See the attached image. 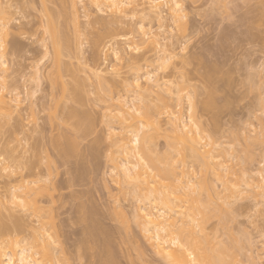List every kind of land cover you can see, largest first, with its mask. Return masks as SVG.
Returning a JSON list of instances; mask_svg holds the SVG:
<instances>
[{
  "label": "rangeland",
  "instance_id": "obj_1",
  "mask_svg": "<svg viewBox=\"0 0 264 264\" xmlns=\"http://www.w3.org/2000/svg\"><path fill=\"white\" fill-rule=\"evenodd\" d=\"M7 1L0 0V4H3L4 2L2 7H4L5 9L10 7L5 10V15L7 14L5 17H7L8 19L7 27H9L4 30V33L0 31L2 35L6 34L2 39L3 45H5V53H7V49L8 51L10 50L6 54H9L6 57V61H8L6 65L8 64V66H5V68L7 67L6 69L4 68L5 70L8 69L7 73L6 71L4 72V74L1 73L2 77H5L4 80L1 79L2 77L0 78V87L3 83V88L5 85V88L7 89H3L2 93L1 91L0 93L3 96L5 95L4 98H6L5 100H8L7 103H9L7 108L0 107L2 109H0V188L2 193L7 195V200L5 201L3 206L0 207V223L2 224V226L0 224V230L1 228H6L7 226V231L5 230L6 232H3L4 229L0 231V240L1 243L3 242V248L8 250L13 246V244L15 243L14 241H24L23 243H26L33 252H40V255L37 254V259L41 260L42 258V262H44L43 258L48 262V256H51L52 260L54 259V262L50 260V263L48 262L49 264H99V256H102L100 255L102 254V249L100 248L102 247V240H105L104 242L106 243L107 241L108 246L112 245L110 246V250H112L110 252H112V257H115H113V260L111 261L112 264H167L160 255L158 256V254L155 253L151 242L145 241L147 240V238H145L143 236V233L141 232V229L139 227L140 222L139 220L134 218V209L136 208L135 206L138 205V202L132 192V186L127 184L121 185L119 183L121 181H119L118 183L116 182L117 184L114 182L118 181V179L115 176L116 171L114 173V171L112 170L113 166H111L112 162L110 158L111 155L113 156V151H116V146L114 147L115 140H112V138L114 137L112 136L111 138V136L109 135V127L113 124V128L115 130L116 128H118V125L117 127L115 126L117 122L115 121L116 119L113 116L115 115V113L117 114L116 111H118L116 108L118 104L116 99L119 95V97H121L122 94V99H129V105H131L130 100H132V96L135 98H133L134 100L137 99V101H132V106L128 105V107L133 108V104L136 102L134 104L135 109L138 108V111L141 109L140 113L141 111H145L146 107L151 110V121L154 124L149 123L142 131V133H146L149 136L152 143V145L150 144L149 155L155 158L158 156L157 159H159L160 157L161 160L164 158L169 159V162L176 165V171L178 173L179 179H181L183 182H187L188 180L192 181L190 183V189L194 188L193 192L196 191V193H198L194 194V196L192 189H186L189 192L191 191V195L189 196V193H187L186 191L187 196L185 197V192L183 193L184 196L182 197L185 198V200L187 199L185 203H189L191 202V200H193H188L189 198H194L200 195L201 199L203 197L201 202H203L204 198H207L204 200L205 203L206 200L208 201L207 204H205L204 202L200 204L203 205V210L205 208V213H212V211L215 210L217 214V210L219 209H217L216 207H219L220 205H222V203L223 207L227 210L230 211L231 209L229 207L232 208V210L230 211L231 213L224 216L225 219L224 217H222V220L225 222L221 220L219 216L221 215L220 213H218V219L215 218V216L217 215L214 214L215 216L213 215V218L212 216L210 218L208 217L209 220L206 219V223L204 222L203 228L205 226L207 228L205 227L206 229L204 231L205 233L203 232V235H209L207 237L208 239L212 238V241L205 238L206 236L203 238L204 241L207 239L205 242L209 241L207 243L213 245L211 247L208 244V246L214 248L216 254L221 253L222 256H226L228 264H242V262L244 264H264V193L262 192L263 190L256 189L253 187V185L252 190L255 191L249 189L251 185L249 184L250 187L246 186L248 183L244 182L248 179V174L247 177H245L246 175L244 176L245 178L243 177V175L245 174L244 171H246L245 169H247L246 173H248V171L250 172L249 175L252 174L251 172L253 171L257 172V170L264 173V161H262L264 160V142L262 141L264 140V0H180L184 9L183 14L185 15V17L182 19V22H184L183 28L178 27L179 24H175L171 21L172 18H170L171 15H169L171 11H168V7L170 5H167L168 3L165 4L166 2H161L163 5L160 7L159 11H161V15H163V24L165 25L162 30L158 29V22L157 20L155 21V14L145 16L147 11L144 9H148V6L145 5L146 7H144V5L141 4V0H131V3L124 5L123 10L125 8V12L123 11V13L119 15L110 13L109 11H107L108 9L106 7L105 8L107 10L103 7L104 11L102 10L103 12H101V14L100 11L91 3V0H77L76 2L78 5V10H76V13H73L74 11H72L73 9H71L70 0H58L59 2L57 0V2H54L53 0V3L51 0H36L37 2L35 0ZM61 1L64 2L62 4V6L64 7L60 6ZM5 3L7 4L5 5ZM48 3L50 4V7H47ZM43 4L44 8L47 11H44ZM15 9L17 12L14 11ZM48 10L50 12L57 11L58 13L64 11V15L61 13L63 16L59 17L60 21L58 19L57 20L60 22V29H65L63 30L65 31L64 41H67L66 43H69L67 46H65V43L64 49L69 47L68 49L71 52L68 51V53L66 52V57L64 55L61 57V61L63 63L62 70L64 71V69L67 68L69 64L70 66L72 65L70 68L68 66L69 70L76 69L74 72H77L76 77H78L79 79L77 81L75 80L77 83L79 81L78 87L75 88L77 92L75 89V92L73 90V88L76 87V84H74L75 81L73 82V79L76 78L74 77V75L72 76V71L70 72L71 76L67 74L69 77L65 76L66 71L63 72V79H65L64 81L66 83H69L71 87V93L73 92V100H75V102L73 100H71L72 102H66L67 100H70V97H67V95H69L68 93L66 95L68 99H62V97H59V95L61 96L60 90L58 89L59 82H55V79L52 78L55 72L54 69L56 70V66L55 62L53 61L54 57L51 41L52 36L50 38L49 36L50 34H53L51 31L53 29L51 28H54L52 26L54 24L50 25V19H52L53 15L51 13H48ZM96 10L99 12H97ZM41 13L44 14V18L42 17ZM74 14L77 15H75L76 18ZM62 17L65 18L63 19ZM55 18L57 17L55 16ZM47 19H49V25ZM140 21L149 22L144 24L148 26L150 25L149 27L151 28V33L153 34L150 33L147 37H151V35H154L155 37L153 36V38L159 39L160 45L164 47L161 46L159 48L157 46L158 44L155 46L156 39H147L145 38V36L142 37L141 33L140 37L137 35V22L139 23ZM150 21L152 23H150ZM45 22H47V27L49 26L51 28H45ZM56 22L54 21V23ZM107 22L110 23V25ZM106 23L109 25V27L108 25L106 26ZM74 25H77L78 28ZM57 27L59 28L58 24ZM106 27H108L109 29H107ZM110 28L112 31L110 30ZM157 33H159L158 35L160 37L157 35ZM101 34L104 37H101ZM112 34H114L113 37L115 38L111 36ZM2 35L0 36V38H2ZM107 35L108 37H106ZM132 36L135 37L134 39L136 41L140 42H136L135 40L131 42L130 38ZM148 40H150L149 42L151 44H149V42L147 43ZM145 41V44H147L146 46L144 44ZM114 42L116 43V45ZM133 44L142 45H139L140 47L136 45L138 46L137 49L139 48L138 52H136V46ZM80 46L81 50L78 51V49H80ZM113 47L114 49H119L118 56H120L121 59H118V56L116 57L115 55H113ZM130 48H132L133 50H130ZM160 49L162 51H160ZM162 53H172L176 56L173 55V62L170 61L166 62L165 64L159 59H156L158 58L157 56L160 54L162 55ZM75 55H78L79 57H75ZM82 58H84L85 61ZM137 59L138 62H133V60ZM63 60L67 61H64L66 64H68L67 66L65 65ZM73 64L75 68L73 67ZM86 66L88 67V69ZM101 66L103 67L101 68ZM35 69H37L38 71H36ZM100 70L106 73L104 76L108 80V83L105 82L107 83L106 86L105 83L103 84L104 87L103 85L102 87L101 85L99 87L97 79L95 78L96 72L98 74V71ZM151 72H153L154 76L157 77L154 80L158 79L159 82L162 83L161 89H165L166 92H170V90L171 93L173 92V98L171 97V94L169 96L172 100H177V96L181 98V102L183 101V103H180L181 106L179 107L178 105L179 109L175 110L179 111V113L176 111L177 115L184 118L185 122L187 121V124L190 121L188 116L191 113L189 114L188 110H186L188 107L186 105L188 104L186 96H191L193 102L197 100L196 102H194L196 104H194L196 106L194 107L195 111L197 109V114L195 113V115H197L198 117L191 116V119L194 118L193 121L196 120V124L201 125L202 134L204 136L206 135V138H204L203 141H209L210 139L212 143L211 139L213 138L214 144L218 141V143L214 146H216L215 148H219L220 150L217 149V154L216 152H214L213 154L215 156L220 155V157L218 156L215 158H218L219 162L224 160L225 158L229 159L226 160L227 162L222 161L223 168L221 169L222 172L220 176H218V178H216V175L214 173L213 177V174L211 175L208 172L210 168L206 170V172H204V170L208 167H205V165L203 167L202 164H200V162L202 161H194V159H192L189 154H186L188 150L187 152H185L186 156L184 159L177 153V148L180 147V144L177 141L178 139L174 137L176 130H174L175 132L173 133V127L171 129L172 124H170L171 122L167 124L169 119L167 120L168 117L166 112L163 113L164 111L162 112V110L159 109V111L161 110V112L163 113L161 114L157 109L160 107V105H162L163 101L161 102L157 100V98H155V92L153 91L150 93L144 92L146 86L149 85L147 83L145 84L146 73L152 74ZM134 73L138 77L141 74V77H139V80L141 81L139 82H142L144 80V83L142 82L144 84V90L143 87H141L142 89H137L133 86V78L136 77ZM131 76L132 79L130 78ZM83 77L84 81L86 80L84 83ZM37 78L39 80H37ZM68 79L69 81H66ZM90 81H93L92 84ZM142 83H140V86L142 85ZM122 86L125 87L123 88ZM79 88L80 90H78ZM166 88H169L168 91ZM57 89L58 91H56ZM96 89L99 90L100 93L96 91ZM134 89H137L136 91L140 90L139 94H141H136L138 92H136ZM161 89H156L157 94L159 91L161 93L162 91H164H161ZM131 90L136 93L132 92ZM33 92L35 94H33ZM53 92L54 95H56L55 98H53ZM110 93L113 94V98H116H114V105L116 107H112V110L114 111L111 110L113 115H111V112L109 113L110 116L108 115L109 117H112V121L111 119H109V117H107L110 109H107L109 102L107 103L106 100L109 101L112 99ZM29 94H32V96H29ZM74 94H77V100L75 99ZM16 95L17 99L19 100V104L15 103L12 100L14 98L13 96ZM108 95L111 99H108ZM134 95L137 96V98ZM138 95L142 97H139ZM159 95L160 93L157 97H159ZM167 95H169V93H167ZM96 96L99 98H97ZM58 97L59 100H57ZM169 97L165 96L163 97V100H165L164 98H167L168 101H165L168 103L171 100H169ZM174 97L176 98L174 99ZM101 98L103 99V102ZM151 98L154 100H152ZM55 99L57 102L55 101ZM61 100L67 103L65 110L68 107L69 109L73 108L72 110L74 112H77L76 114L80 117V119L84 117V119L88 118L86 120V124H88V126H86L88 129H86L85 126L86 132L84 130H82L81 132V129L75 127V122H78L79 119L77 118L79 117H69L72 116L70 114L72 110H69L70 113L66 112L68 110H63ZM52 101H55L54 103L58 104H54L52 103ZM110 102H113V100ZM152 102H154L155 105ZM173 102L174 103L171 102L172 105H170L177 106V102ZM111 104L112 103H110L109 106ZM49 105L52 108L51 111ZM111 106H113V104ZM106 109L108 110V112L106 111ZM172 110H174V107ZM3 112L4 114H2ZM48 112L50 115L48 114ZM78 112L81 113L79 114ZM104 112H107L106 115ZM136 113L138 114V112L135 111V114ZM140 113L138 114L139 116L141 115ZM56 115L61 117H56ZM62 116L65 120L61 119L63 118ZM5 119L7 121H5ZM134 120H132L133 122L131 121V123H133V126L135 127L134 124L137 122L136 124L139 125V122L138 119ZM113 121H115L116 123H112ZM108 123H111L110 126H108ZM56 129L61 130L58 131ZM248 129L250 130V132ZM253 129L255 130V132ZM115 130H113V132H115ZM111 131L112 130H110V132ZM63 132L65 134H63ZM256 132L259 133L257 134ZM209 134L211 135V138L209 137ZM65 136L67 138L66 140ZM251 136L252 138L254 136V138L252 139ZM68 137H70V140L74 142L73 144H75V148H73L74 150H72V148H70L66 143ZM75 137H77L78 140L80 139V141H78ZM248 137L251 139L248 140ZM106 138H108V141ZM114 139H116V137ZM230 139L232 141L235 140L236 143L235 141L231 143ZM226 140L229 142L225 143L227 142ZM111 142L112 144L114 143L113 146L111 145ZM227 144L233 146V148L231 149V147L229 148V146L226 147ZM234 149H237V152L234 151ZM225 150H229L227 151L226 155ZM231 152L234 156H231ZM60 153L61 155H59ZM222 153L224 157L222 156ZM153 154H155V156ZM156 154H159L160 156H156ZM221 156L224 159L221 158ZM234 160L236 162H233ZM244 160L246 162L245 164L243 162ZM218 161L217 159L215 160V162ZM238 161L239 165L237 164ZM183 162L185 163V166ZM4 163H8L6 165V170ZM230 163H232V169ZM249 165L251 167H249ZM196 166L199 168V171L196 170L198 169ZM2 167H4L3 170ZM225 167L228 174L224 170ZM186 168L189 170H187ZM235 168L239 169V173L237 169L234 171ZM194 170L196 171L194 172ZM200 170H202L204 173L208 172L209 176L205 174L204 176H206L207 178L202 177L203 172H201ZM223 170L225 172H223ZM199 172L202 174H200ZM232 173L233 175H231ZM240 173L243 174L242 177H239L241 175ZM196 175L198 177H196ZM229 176H233L234 178H230ZM225 177L228 178L229 181L228 179H225ZM202 178L208 179L210 182L208 180H205L207 182H205V184L204 181H202ZM242 178H244L241 182L242 184H240V182L237 183V181L242 180ZM218 180L220 181V183L218 182ZM201 181L204 183V187L206 186V189L202 188V184L199 185ZM221 181H223L224 184H222L223 182ZM45 182L46 184H44ZM26 183L27 186H29V189L26 188L23 190V192H26V194H24V201L23 197H20V195H23L22 192L19 191L22 189L19 186H21L22 184L24 188V186H26ZM52 183L54 186L52 185ZM230 183L232 184L229 185ZM192 184L195 185L192 186ZM241 185H243V187H240ZM10 186L11 189L14 188L12 189L13 191L9 188ZM105 186H107V188ZM120 186L121 190L119 188ZM195 186H198L199 190L198 188L195 189ZM215 186H217L218 189H215ZM228 186L229 189H227ZM211 187L216 191H212ZM239 187L241 188V190ZM244 187L246 189H243ZM17 188H19V190ZM124 188H126V190ZM200 188H202L203 190ZM236 188L239 190H237L238 193H235L236 196H234V191L236 190ZM15 189L18 190V196L17 193L16 195L15 193L12 194L13 192H15ZM219 189L221 190L218 191ZM242 190H244V192ZM53 191L55 192L53 193ZM122 191L126 195H124ZM217 191L219 195H217ZM45 192L46 194H44ZM230 192L231 196H227L230 195ZM239 192H241L242 194L240 193V195ZM253 192H256L257 194ZM210 193H212L213 195ZM232 193L234 194V197L232 196ZM259 193L260 195L262 193L261 197H259ZM254 194H256V197H252L254 196ZM25 195L27 197H25ZM41 195H43V197H41ZM216 195L218 196V198ZM13 196L17 197L13 198ZM219 196L221 199L219 198ZM230 198L232 200H229ZM235 198H237V200H235L236 202L234 203L233 200ZM261 198L263 199V202L260 201ZM215 199H218L217 203L215 202ZM213 200H215L214 206H212ZM224 201H226L227 204H224ZM229 202L232 203L231 206ZM204 204L207 205V207H204ZM212 207L214 208L212 209ZM223 207L221 208L222 213L224 210ZM116 208H120V210L123 209L124 212H126L125 214L128 216L127 219L128 221H130L128 222L129 224L127 223V221L123 222L120 216L119 218L118 216H116L118 211L116 210ZM232 212L235 217L231 215ZM14 221L19 224V226ZM207 221L209 222L207 223ZM220 222L222 225H220ZM135 223L137 224V226ZM227 223L229 224V227ZM3 225L6 226L3 227ZM15 225L18 228L15 227ZM31 226L37 229H33ZM128 227L131 229L128 230ZM105 233L107 238L105 237ZM102 234H104V238L102 237ZM222 239L223 241H225V244H223L224 242L222 241ZM125 242L128 246L125 244ZM219 244L223 246L222 249L219 248ZM139 246H141L142 249H139L141 248ZM227 246L230 249L231 247L233 248V250L235 249L233 253V250H230L229 253L232 254L231 257L229 254H226L229 250ZM235 246L238 247L236 248ZM221 250L227 251L222 252ZM235 255L237 256L235 257ZM234 257L239 260L240 263L236 259H234ZM58 261H60V263H58ZM113 261H116V263Z\"/></svg>",
  "mask_w": 264,
  "mask_h": 264
},
{
  "label": "bare ground",
  "instance_id": "obj_2",
  "mask_svg": "<svg viewBox=\"0 0 264 264\" xmlns=\"http://www.w3.org/2000/svg\"><path fill=\"white\" fill-rule=\"evenodd\" d=\"M7 1V0H6ZM9 1V0H8ZM7 1V2H8ZM36 1V0H35ZM47 1H49V0H47ZM52 1V3H53V0H51ZM50 1V2H51ZM56 0H54V2H55ZM58 1V0H57ZM56 1V2H57ZM63 1V0H62ZM61 1V5L60 6H62V4L64 3V2H62ZM68 1V0H67ZM77 0H70V5H71V9H73L72 11H74L73 13H76V10H78V5H77V2H76ZM37 2V1H36ZM59 2V1H58ZM161 2H166L165 4H167V5H170L168 8H169V10L168 11H171L170 12V14L169 15H171L170 16V18H172L171 19V21L173 22V23H175V24H179L178 25V27H181V28H183L184 27V22H182V19L185 17V15L183 14L184 12V9H183V5L181 4V1L180 0H141V4H143L144 5V7H146V6H148V9H144V10H146L147 11V13L145 14V16H150L151 14H155L156 16H155V21L157 20V22H158V29L159 30H162L164 27H165V25L163 24V15H161V11H159V9H160V7L163 5ZM1 3V2H0ZM91 3L95 6V8H97L99 11H100V13L101 12H103L104 11V8L107 10V11H109L110 13H113V14H121V13H123V11L125 10V8H124V10H123V7H124V5H126V4H129V3H131V0H91ZM170 3V4H169ZM3 4H4V2H3ZM3 4H0V31H2V33H4V30L6 29V28H8L7 27V24H8V19H7V17H5L6 15H5V10H7L8 8H10V7H8L7 9H5L4 7H2L3 6ZM7 3H5V5H6ZM49 4V3H48ZM47 4V7L49 6L50 7V4L48 5ZM138 4H139V2H138ZM79 5H80V3H79ZM146 5V6H145ZM177 5H179L180 7L179 8H177ZM33 6V5H32ZM40 6V5H39ZM56 6V5H55ZM67 6H68V4H67ZM138 6H140V5H138ZM46 7V8H47ZM52 7V6H51ZM54 7V6H53ZM62 7H64V6H62ZM104 7V8H103ZM143 7V8H144ZM4 8V9H3ZM16 8V7H15ZM43 8H44V4H43ZM57 8V7H56ZM86 8V7H85ZM103 8V9H102ZM130 8V7H129ZM167 8V9H168ZM18 9H19V7H18ZM60 9V8H59ZM63 9H65V8H63ZM83 9V8H82ZM41 10H43V9H41ZM46 9L44 8V11H45ZM49 10H50V8H49ZM48 10V13H51L52 15H50V16H52V19H50L51 21H50V25H52V24H54V25H52L54 28H51V27H49V28H51V29H53V30H51L52 31V35L50 34V36H49V38L51 37V41H52V50H53V57H54V59H53V61L55 62V66H56V70L54 69V74H53V76H52V78H54L55 79V82H59V90H60V94H61V96L59 95V97H62V99H64V98H67L68 96L70 97V100H65L66 102H68V101H71V100H73L74 98H73V92L71 93V87H70V85H69V83H66L64 80L65 79H63V72H65L66 71V73H65V76L67 77L68 75H70L71 76V74H70V72L72 71V76L74 75V77L76 78V79H73V82L76 80H79L78 79V77H76V73L77 72H74L75 70L74 69H68V66H69V68L72 66H70V64L68 65V64H66L65 62H67V61H65V60H63V62L65 63V65L67 66V68H65L64 69V71L62 70V67H63V63H62V61H61V57L64 55L65 57L67 56V53H68V51L69 52H71L68 48H66L67 49V51H66V49H64L65 47H64V45H65V43L67 42H65L64 41V33H65V31H63V30H65V29H60V27H61V25H60V20H59V17H61V16H63L64 14V11L63 12H57V11H55V12H50ZM103 10V11H102ZM143 10V11H144ZM14 11H16V9L14 10ZM19 11V10H18ZM44 11H42V12H44ZM47 11V10H46ZM53 11V10H52ZM97 11V10H96ZM99 11H97V12H99ZM17 12V11H16ZM66 12V11H65ZM85 12V11H84ZM125 12V11H124ZM141 12V11H140ZM145 12V11H144ZM63 15H62V14ZM88 13V12H87ZM87 13H86V15H87ZM136 13V12H135ZM134 13V14H135ZM169 13V12H168ZM42 14V17L44 18V14L43 13H41ZM102 14V13H101ZM142 14V13H141ZM76 14H74V16H75ZM85 15V16H86ZM88 15H90V14H88ZM168 15V16H169ZM55 16L57 17V18H55ZM73 16V17H74ZM77 16V15H76ZM76 16H75V18H76ZM122 16V15H121ZM127 16V15H126ZM132 16H133V14H132ZM135 16V15H134ZM41 17V16H40ZM55 18V20H54V18ZM124 17V16H123ZM47 18H49V17H47ZM51 18V17H50ZM63 18V17H62ZM61 18V19H62ZM65 18V17H64ZM63 18V19H64ZM126 18V17H125ZM170 18H169V20H170ZM59 21H58V20ZM77 19H78V17H77ZM119 19V18H118ZM39 20H40V18H39ZM44 20H46V19H44ZM56 22V21H58V22H56L58 25H59V28L57 27V24L56 23H54V21ZM80 20V19H79ZM117 20V19H116ZM65 21H66V19H65ZM112 21V20H111ZM39 22V21H38ZM44 22V21H43ZM47 22H48V25H49V19H47ZM47 22H45V25H44V27L46 28L47 27ZM106 22V21H105ZM154 22V21H153ZM64 23V22H63ZM108 23V22H107ZM106 23V26L109 24L110 25V23H108L107 24ZM144 23H149V22H143V21H140L139 23L137 22V35L140 37L141 35H140V33L142 34V37L143 36H145V38H147V39H152L153 38V36L154 35H151V37H147L152 31H151V28L148 26V25H146V24H144ZM150 23H152L151 21H150ZM172 23V24H173ZM62 24V23H61ZM65 24V23H64ZM74 24V23H73ZM89 24V23H88ZM174 24V25H175ZM63 25V24H62ZM68 25V24H67ZM109 25H108V27H109ZM69 26V25H68ZM67 26V27H68ZM75 27L77 26V25H74ZM105 26V25H104ZM113 26H116V25H113ZM43 27V26H42ZM47 27V28H48ZM108 27H106L107 29H109ZM121 27V26H120ZM77 28H78V26H77ZM57 29V30H56ZM44 30V29H43ZM46 30V29H45ZM110 30H111V28H110ZM54 31V32H53ZM69 31V30H68ZM109 31V30H108ZM112 31V30H111ZM7 32H8V30H7ZM6 32V33H7ZM45 33V32H44ZM114 33V32H113ZM133 33V32H132ZM1 34V33H0ZM79 34V33H78ZM128 34V33H127ZM151 34H153V33H151ZM159 33H157V35H158ZM2 35V34H1ZM0 35V36H1ZM6 35V34H5ZM5 35H2V39L5 37ZM44 35V34H43ZM113 35L114 34H112L111 36L113 37ZM133 35V34H132ZM136 35V36H137ZM69 36V35H68ZM79 36V35H78ZM122 36V35H121ZM131 36V35H130ZM159 36V35H158ZM44 37V36H43ZM83 37V36H82ZM87 37V36H86ZM101 37H104V36H102V34H101ZM106 37H108V35L106 36ZM111 37V38H112ZM139 37H138V39H139ZM155 37V36H154ZM160 37V36H159ZM111 38H110V40H111ZM113 38H115V37H113ZM119 38V37H118ZM117 38V39H118ZM122 38H124V37H122ZM135 37L134 36H132L131 38H130V40H131V42L133 41V40H135L134 39ZM81 39V38H80ZM91 39V38H90ZM126 39V38H125ZM153 39H156V38H153ZM45 40V39H44ZM75 40V39H74ZM113 40V39H112ZM116 40V39H115ZM144 40V39H143ZM143 40H141V41H143ZM70 41V40H69ZM78 41V40H77ZM82 41V40H81ZM129 41V40H128ZM136 41V40H135ZM150 40H148L147 41V43L149 42ZM152 41H154V40H152ZM151 41V42H152ZM156 41V43H155V46L157 45L159 48L162 46V45H160V42H159V39H156L155 40ZM76 42V41H75ZM136 42H140V41H136ZM135 42V43H136ZM80 43V42H79ZM111 43V42H110ZM115 43V42H114ZM113 43V44H114ZM126 43V42H125ZM134 43V42H133ZM146 43V41L144 42V44ZM12 44V43H11ZM69 43H66V45L65 46H67ZM149 44H151L150 42H149ZM110 45V44H109ZM115 45H116V43H115ZM128 45V44H127ZM133 45H135V44H133ZM132 45V46H133ZM136 45H138V44H136ZM135 45V46H136ZM140 45V44H139ZM138 45V46H139ZM147 44H145V46H146ZM160 45V46H159ZM5 45H3V50H1L0 49V78L2 77V74L1 73H3L4 74V72L6 71V73H7V70H5L6 68H5V66H8V64L6 65V63L8 62V61H6V57L9 55H6L9 51H8V49H7V53H5V51H4V49H5V47H4ZM77 46V45H76ZM108 46V45H107ZM138 46H136V49H137V47ZM140 46H142V45H140ZM139 46V47H140ZM20 47V46H19ZM111 47V46H110ZM134 47V46H133ZM154 47V46H153ZM157 47V48H158ZM162 47H164V46H162ZM135 48V47H134ZM71 49V48H70ZM100 49V48H99ZM101 49H103V48H101ZM113 49H114V47H113ZM129 49V48H128ZM132 48H130V50H131ZM135 49V50H136ZM139 49V48H138ZM138 49H137V51L136 52H138ZM154 49H156V48H154ZM65 50V51H64ZM79 50H81V46H80V49H78V51ZM94 50V49H93ZM109 50V49H108ZM119 50V49H118ZM117 50V48H115L114 50H112L113 52H114V54L113 55H115L116 57L119 55V51ZM133 50V49H132ZM152 50V49H151ZM150 50V51H151ZM158 50V49H157ZM2 51V52H1ZM18 51V50H17ZM153 51V50H152ZM160 51H162L161 49H160ZM66 54H65V53ZM75 52H76V50H75ZM135 52V51H134ZM159 52V51H158ZM12 53H13V51H12ZM74 53V52H73ZM136 55V54H135ZM145 55V54H144ZM173 55L174 54H164V53H162V55L160 54V55H158L157 57L158 58H156V59H159L160 61H162L163 63H165L166 64V62H173V60H172V58H174L173 57ZM78 56V55H77ZM76 55H75V57H77ZM174 56H176V55H174ZM79 57V56H78ZM120 56H118V59H121V57L119 58ZM144 57V56H143ZM70 58H72V57H70ZM77 59V58H76ZM79 59V58H78ZM83 60H84V58H82ZM117 59V60H118ZM139 59V58H138ZM138 59L137 60H133V62H138ZM140 59H142V58H140ZM80 60V59H79ZM69 61V60H68ZM73 61V60H72ZM72 61H70V62H72ZM85 61V60H84ZM140 61V60H139ZM70 62H68V63H70ZM79 62H81V61H79ZM83 62V61H82ZM119 62V61H118ZM122 62V61H121ZM78 63V62H77ZM86 63V62H85ZM82 64V63H81ZM168 64V63H167ZM116 65V64H115ZM137 65V64H136ZM173 65V64H172ZM108 66V65H107ZM111 66V65H110ZM112 66H114V65H112ZM133 66H134V64H133ZM142 66V65H141ZM9 67H10V65H9ZM73 67H74V64H73ZM77 67H79V66H77ZM87 67V66H86ZM103 66H101V68H102ZM135 67H137V66H135ZM5 68V69H4ZM36 68V67H35ZM37 68H38V66H37ZM75 68V67H74ZM91 68V67H90ZM112 68V67H111ZM117 68V67H116ZM130 68V67H129ZM139 68V67H138ZM87 69H88V67H87ZM113 69V68H112ZM111 69V70H112ZM115 69V68H114ZM135 69V68H134ZM137 69V68H136ZM36 71H38L37 69H35ZM68 70V71H67ZM107 70V69H106ZM127 70H128V68H127ZM158 70V69H157ZM101 71V70H100ZM98 71L99 73L97 74V72H96V76H95V78L97 79V82H98V85H99V87H100V85H101V87H102V85L105 83V82H107L108 83V80H107V78H105V74L106 73H104V71ZM153 71V70H152ZM35 72V71H34ZM49 72V71H48ZM89 72H90V69H89ZM107 72V71H106ZM108 72H110V71H108ZM116 72V71H115ZM155 72V71H154ZM5 73V74H6ZM37 73V72H36ZM86 73V72H85ZM102 73H103V75H102ZM120 73V72H119ZM119 73H116V74H119ZM136 73V72H135ZM134 73V74H135ZM138 73H140V72H138ZM152 74H153V72H151ZM156 73V72H155ZM37 74H39V73H37ZM49 74V73H48ZM68 74V75H67ZM91 74V73H90ZM109 74H111V73H109ZM152 74H150V73H146V81H145V84L147 83V84H149V85H147L146 86V88H145V90H144V80L142 81V82H139V81H141V80H139L140 78L139 77H141V74H140V76L138 77L136 74V77L135 78H133V86L135 87V88H137V89H142L141 87H143V90H144V92L146 93H150V92H155V98H157V100H159V101H163L162 102V105H160V107L159 108H157L158 109V111H159V109H161L162 110V112L163 113H165L166 112V114H167V120L169 119V121H168V123L167 124H169L170 122V124H172V126H171V129H172V127H173V133L175 132L174 130H176V133H175V135H174V137L175 138H177L176 140L179 142V144H180V147H178L177 148V153L184 159L185 158V156H186V154H189V156L192 158V159H194V161H196V162H200V161H202V162H200V164H202V166L204 167V165H205V167H208V168H206L205 170H204V172H206V170H208L209 168L212 170H210L209 169V173L212 175L213 173L216 175V178H218V176H220V174H221V169L223 168V166H222V161H226V160H229V159H224L223 157H224V155H223V153H222V156H221V158H223L224 160H222V161H218V158H215V157H220V155H218V156H215L213 153L214 152H216V154H217V149H219V148H215L216 146H214L215 144H217L218 143V141H217V143H213V139H211L212 140V143H211V141H210V139H209V141H203L204 140V138H206L203 134H202V128H201V125H198V124H196L197 122H195L196 120H194L193 121V119H191L192 117L191 116H193V117H195V116H197V115H195V113L197 114V109H196V111H195V103L194 102H196V101H192L193 99H192V97L191 96H186V99L188 100V104H186L188 107H187V109L186 110H188V112H189V116H188V118H189V122H188V124L185 122V119L184 118H182L181 116H179V115H177V113H176V111L177 110H175V109H179V107L181 106L180 105V103H183V101L181 102V98L179 97V96H177V100L175 99L176 97H174V99L175 100H172L171 99V97L173 98V95H172V93H171V90H170V92L168 91V89H167V91L168 92H166V90L165 89H161L162 88V83H160L159 82V80L158 79H156V80H154L155 78H157V77H155L154 76V74L152 75ZM40 75V74H39ZM50 75V74H49ZM82 75V74H81ZM87 75V74H86ZM89 75V74H88ZM125 75V74H124ZM157 75V74H156ZM8 76V75H7ZM64 76V77H65ZM116 76V75H115ZM117 76H119V75H117ZM134 76V75H133ZM42 77V76H41ZM69 77V76H68ZM5 78V77H4ZM4 78L2 77L1 79H3L4 80ZM36 78V77H35ZM87 78H88V76H87ZM93 78H94V76H93ZM131 79H132V76L130 77ZM40 79H42V78H40ZM95 79V80H96ZM115 79V78H114ZM131 79H130V81H131ZM142 79V78H141ZM7 80V79H6ZM37 80H39L38 78H37ZM72 80V79H71ZM70 80V81H71ZM89 80V79H88ZM107 80V81H106ZM119 80H120V78H119ZM127 80V79H126ZM66 81H69V79L68 80H66ZM74 82V84H76V87H74L73 88V90L75 89V88H77L78 87V84H79V81H78V83L77 82ZM86 81V80H85ZM84 81V77H83V83L85 82ZM125 81V80H124ZM73 82H71V83H73ZM91 82V81H90ZM93 82V81H92ZM92 82H91V84H92ZM107 83H105V86L107 85ZM123 83V82H122ZM140 83H142V85L140 86ZM3 84V83H2ZM2 84H1V87H0V91H1V93H2V90L3 89H5V90H7L6 88H5V85H4V88H3V86H2ZM94 84V83H93ZM110 84V83H109ZM128 84V83H127ZM37 85V84H36ZM38 85H39V83H38ZM69 85V86H68ZM81 85V84H80ZM79 85V86H80ZM111 85V84H110ZM123 85V84H122ZM166 85V84H165ZM73 86V85H72ZM75 86V85H74ZM82 86V85H81ZM85 86H87V85H85ZM90 86H92V85H90ZM114 86V85H113ZM127 86V85H126ZM89 87V86H88ZM103 87H104V85H103ZM116 87V86H115ZM114 87V88H115ZM123 88L125 87V86H122ZM133 87V88H134ZM38 88V87H37ZM37 88H36V90H37ZM68 88H70V89H68ZM80 88H83V87H80ZM80 88L78 89V90H80ZM96 88V87H95ZM164 88V87H163ZM58 89L56 90V91H58ZM90 89H91V87H90ZM98 89V88H97ZM96 89V91H98L99 92V90H97ZM101 89V88H100ZM136 89V90H137ZM156 89H161V91L162 90H164V91H162V93L159 91L158 92V94L160 93V95H159V97H157L158 96V94H157V90ZM69 90H70V92H69ZM76 90V89H75ZM75 90H74V92H75ZM89 90V89H88ZM102 90V89H101ZM130 90V89H129ZM135 90V89H134ZM135 90V91H136ZM156 90V91H155ZM10 91V90H9ZM55 91V92H56ZM132 91V90H131ZM139 91L140 90H138V91H136V92H138V93H136V92H134V91H132V92H134V93H136V94H139ZM142 91V90H141ZM181 91V90H180ZM35 92V91H34ZM33 92V94H35ZM76 92H77V90H76ZM143 92V91H142ZM0 93V107L1 108H7L8 107V104L9 103H7V101L8 100H5L6 98H4V96L2 95ZM30 93V92H29ZM51 93V92H50ZM67 93L69 94V95H67ZM100 93V92H99ZM167 93H169V95H167ZM71 94V95H70ZM83 94V93H82ZM111 94V93H110ZM109 94V95H110ZM132 94V93H131ZM141 94V93H140ZM139 94V95H140ZM153 94V93H152ZM157 94V95H156ZM166 94V95H165ZM170 94H171V97H169L170 96ZM11 95V94H10ZM9 95V96H10ZM53 95H54V92H53ZM57 95H58V93H57ZM66 95H67V97H66ZM75 95V94H74ZM86 95V94H85ZM88 95H89V93H88ZM98 95V94H97ZM106 95V94H105ZM108 95V99H111V100H106L107 101V103L109 102V104L110 103H112L113 104V106H109V104H108V108H107V106H106V108L109 110V112H108V110L106 109V111L108 112V114H107V117H109L110 116V112H111V115H113L112 114V111H114V110H112L113 108L112 107H114L115 105H114V100L116 99L115 97V99L113 98V94H111L110 96H112L111 98H110V96ZM125 95V94H124ZM133 95V94H132ZM138 95V96H139ZM162 95H164V96H162ZM184 95V94H183ZM188 95H190V94H188ZM29 96H32V94L30 95L29 94ZM49 96V95H48ZM120 96V95H119ZM118 96V97H119ZM127 96H129V95H127ZM135 96V95H134ZM165 96H167V97H169V104L166 102V101H168V99L167 98H164L165 100H163V97H165ZM14 98L12 99L15 103H18L19 104V100L17 99V95L16 96H13ZM28 97V96H27ZM51 97H52V95H51ZM56 97V95H54L53 96V98H55ZM59 97L57 98V100H59ZM76 97H77V94L75 95V99H76ZM79 97V96H78ZM97 97V96H96ZM101 97V96H100ZM117 97V96H116ZM117 97V110L118 111H116L117 112V114L115 113V115L113 116L116 120V122L115 121H113L112 123H116V127H117V125H118V128H116V130L113 128V124H112V126H110V124L108 125V126H110L109 128H110V130H112L111 132H110V130H109V135L111 136V138H112V136L115 138L116 137V139H114V138H112V140L114 141V143H115V145H114V143L112 144V142H111V145L113 146L114 145V147H115V149H116V151L114 152L113 151V156L111 155V158H110V160H111V162H112V165L111 166H113V171H114V173H115V171H116V173H115V176L117 177V179H118V181H114L115 183L117 182H119V181H121V182H119L121 185H123V184H127V185H131L132 186V188H133V190H132V192H133V194H134V196L136 197V200H137V202H138V205L137 206H135L136 208L134 209V218L135 219H137V220H139V222H140V224H139V227H140V229H141V232L143 233V236L145 237V238H147V240H145V241H149V242H151V244H152V246H153V248H154V250H155V253H157L158 254V256L160 255L163 259H164V261H165V263H167V264H228V262H227V260H226V256H222V254L221 253H218V254H216V252L214 251L215 249L214 248H211L213 245L211 244H209V243H207V242H209V241H207V242H205L208 238V236H206V235H203L205 232V229L207 228L206 226V228L204 227L203 228V224H204V222L206 221V219H208L209 220V218L212 216V218H213V215L215 214V215H217V216H215V218H219L218 217V213H220L221 215H219L220 216V218H221V220L223 219L222 217H224L225 215H227V214H230L231 212V210H232V208L231 207H229L231 210L229 211V210H227L226 208H224L223 207V203H222V205H220L219 207L217 206L216 208L217 209H219V210H217L216 208V210H217V214H216V211L215 210H213L212 211V213H208V212H204V210H205V208H204V210H203V205H200V204H202L203 202L205 203V199H207V198H204V200H203V202H201L202 201V199H203V197H202V199H201V196L199 195V196H197V197H194L195 195L194 194H197L196 193V191H194L193 192V189L194 188H191L192 189V192H193V197L194 198H189L188 200H191V199H193V200H191V202H186L185 203V201H187V199L185 200V198H183L182 196H184L185 195V197L187 196V194H186V191L187 190H191L190 189V183L192 182V181H187V182H183L181 179H179L178 178V173H177V171H176V165L174 164V163H171V162H169V159H160V157H159V159H157L158 158V156L157 155H159V154H156V158L155 157H152L151 155H149L150 153H149V150H150V144L152 145V143H151V141H150V138H149V136L146 134V133H142V131H143V129L144 128H146V126L149 124V123H152V124H154L152 121H151V114H152V112H151V110L148 108V107H146V109H145V111H141V113H140V110L138 111V108H136L135 109V103L133 104V108H131V107H128V105H129V99H127V100H125L124 98L122 99L121 97H122V94H121V97H119L118 98ZM136 98H137V96H135ZM139 97H142V96H139ZM161 97H162V99H161ZM80 98V97H79ZM97 98H99V97H97ZM103 98V97H102ZM101 98V99H102ZM134 97L132 96V100H130L131 102H130V104L131 105H129V106H132V101H137V99L136 100H134L133 99ZM10 99H11V97H10ZM61 99V98H60ZM68 99V98H67ZM139 99V98H138ZM152 99V98H151ZM185 99V100H186ZM54 100V99H53ZM77 100V99H76ZM88 100V99H87ZM100 100V99H99ZM113 100V102H110V101H112ZM143 100V99H142ZM152 100H154V99H152ZM186 100V101H187ZM50 101H51V99H50ZM55 101H56V99H55ZM54 101V102H55ZM62 101V100H61ZM60 101V102H61ZM74 102H75V100H73ZM84 101V100H83ZM105 101V100H104ZM147 101V100H146ZM173 101H176L175 103L177 104V106H171L172 105V103H174ZM185 101V102H186ZM53 101H52V103H54ZM57 102V101H56ZM59 102V103H60ZM64 101H62V103H61V105L64 107H62V109L63 110H65V107L67 106L66 104V102H64L65 103V106H64V103H63ZM72 102V101H71ZM102 102H103V99H102ZM140 102V101H139ZM160 102V103H161ZM172 102V103H171ZM70 103V102H69ZM81 103V102H80ZM138 103V102H137ZM147 103V102H146ZM152 103H154V102H152ZM51 104V103H50ZM54 104H58V103H54ZM53 104V105H54ZM74 104H76V103H74ZM88 104V103H87ZM139 104H141V103H139ZM138 104V105H139ZM156 104H158V103H156ZM171 104V105H170ZM175 104V105H176ZM195 104V105H194ZM81 105V104H80ZM80 105H78V106H80ZM100 105V104H99ZM104 105V104H103ZM154 105H155V103H154ZM178 105H179V107H178ZM184 105V104H183ZM263 105H264V103H263ZM262 105V106H263ZM56 106V105H55ZM54 106V107H55ZM59 106H60V104H59ZM58 106V107H59ZM156 106V107H157ZM170 106H171V108H170ZM195 106V107H194ZM49 107H50V105H49ZM111 107V108H110ZM139 107V106H138ZM173 107H174V110H172L173 109ZM176 107H178V108H176ZM0 108V109H1ZM86 108V107H85ZM185 108V107H184ZM51 107H50V111H51ZM55 109V108H54ZM61 109V108H60ZM71 109V108H70ZM69 107L66 109V110H68V111H66V112H68V113H70L69 112ZM73 109V108H72ZM71 109V110H72ZM164 109V110H163ZM2 110V109H1ZM1 110H0V112H1ZM8 110V109H7ZM48 110V109H47ZM105 110V109H104ZM112 110V111H111ZM116 110V109H115ZM136 112H138V114L140 113L141 115V117L139 116H137L136 114H135V111ZM161 110L159 111L161 114H163L162 112H161ZM263 110V109H262ZM4 111V110H3ZM49 111V110H48ZM49 111V112H50ZM181 111H182V109H181ZM5 112H6V109H5ZM49 112H48V114H49ZM54 112V111H53ZM106 112V113H107ZM133 112V113H132ZM178 113H179V111H177ZM52 113V112H51ZM77 112H74L73 110L71 111V115L72 116H69V117H73V116H75L74 118H77V117H79L77 114H76ZM79 113V112H78ZM81 113V112H80ZM79 113V114H80ZM105 113V112H104ZM106 113H105V115H106ZM192 113H194V114H192ZM1 114V113H0ZM2 114H4V112L2 113ZM7 114V113H6ZM55 114H57V113H55ZM69 114V115H70ZM166 114H164V115H166ZM8 115V114H7ZM50 115V114H49ZM109 115V116H108ZM182 115V114H181ZM1 116V115H0ZM77 116V117H76ZM101 116V115H100ZM127 116V117H126ZM163 116V115H162ZM49 117H51V116H49ZM56 117H59V116H57L56 115ZM61 117V116H60ZM59 117V118H60ZM63 117V116H62ZM198 117V116H197ZM58 118V119H59ZM85 118V117H84ZM84 118H81L80 119V117L79 118H77V119H79L78 120V122H75V127L76 128H78V129H81V132H82V130H86V129H88L87 128V126H88V124H86L87 123V119H84ZM90 118V117H89ZM103 118V117H102ZM105 118V117H104ZM163 118V117H162ZM186 118V117H185ZM7 119V118H6ZM5 119V121H7ZM61 119H64V117L63 118H61ZM109 119H111V121H112V117H109ZM134 119H138V124L139 125H137L136 123L134 124L135 125V127L133 126V123H131V121L132 120H134ZM50 120V119H49ZM65 120V119H64ZM102 120V119H101ZM105 120V119H104ZM114 120V119H113ZM192 120V121H191ZM9 121V120H8ZM110 121V120H109ZM199 121V120H198ZM2 122V121H1ZM61 122H63V121H61ZM65 122V121H64ZM102 122H103V120H102ZM107 122V121H106ZM133 122V121H132ZM134 122H135V120H134ZM191 122V123H190ZM192 122H195V123H192ZM57 123V122H56ZM55 123V124H56ZM66 123V122H65ZM91 123V122H90ZM101 123V122H100ZM104 123V122H103ZM102 123V124H103ZM192 124V125H191ZM200 124V123H199ZM87 125V126H86ZM195 125V126H194ZM85 126H86V129H85ZM103 126V125H102ZM105 126V125H104ZM114 126V127H115ZM170 126V125H169ZM111 127H112V129H111ZM3 128V127H2ZM57 128H58V126H57ZM60 128V127H59ZM69 128V127H68ZM72 129V128H71ZM104 129V128H103ZM106 129V128H105ZM152 129V128H151ZM56 130H58V129H56ZM59 130H61V129H59ZM58 130V131H59ZM113 130H115V132H113ZM168 130H169V128H168ZM249 130V129H248ZM254 130V129H253ZM262 130V129H261ZM108 131V130H107ZM117 131V132H116ZM67 132V131H66ZM75 132V131H74ZM80 132V133H81ZM86 132V131H85ZM249 132H250V130H249ZM254 132H255V130H254ZM263 132H264V129H263ZM108 133V132H107ZM242 133H243V131H242ZM245 133V132H244ZM257 134L259 133V132H256ZM63 134H65L64 132H63ZM247 134V133H246ZM68 135H69V133H68ZM75 135V134H74ZM73 135V136H74ZM87 135V134H86ZM208 135V134H207ZM210 135V134H209ZM244 135V134H243ZM251 135H254V134H251ZM64 136V135H63ZM67 136V135H66ZM66 136H65V140L67 139L66 138ZM259 136V135H258ZM109 137V136H108ZM210 138H211V135L209 136ZM230 137V136H229ZM232 137V136H231ZM261 137H262V135H261ZM64 138V137H63ZM75 138H77V137H75ZM103 138V137H102ZM247 138V137H246ZM249 138V137H248ZM251 138H252V136H251ZM251 138H249L248 140H250ZM253 138H254V136H253ZM252 138V139H253ZM256 138H257V136H256ZM73 139V138H72ZM105 139V138H104ZM107 139V141H108V138H106ZM261 139H263V138H261ZM77 140H78V138H77ZM258 140V139H257ZM69 141V142H68ZM78 141H80V139L78 140ZM104 141H106V140H104ZM103 141V142H104ZM203 141V142H202ZM227 141V140H226ZM235 141V140H234ZM234 141H232L231 139H230V142L232 143V142H234ZM263 142H264V140H262ZM229 141H227V142H225V143H228ZM252 142V141H251ZM66 143L69 145V147L70 148H72V150H74L73 148H75L74 147V145L75 144H73L74 142L73 141H71L70 140V137H68V140L66 141ZM177 143V142H176ZM222 143V142H221ZM224 143V142H223ZM235 143H236V141H235ZM257 143H259V142H257ZM78 144V143H77ZM109 144V143H108ZM178 144V145H179ZM230 144V143H229ZM229 144H227L226 145V147H228L229 146V148L231 147V149L233 148V146H231V145H229ZM254 144V143H253ZM259 144H261V143H259ZM155 145V144H154ZM153 145V146H154ZM110 146V145H109ZM218 146H220V145H218ZM236 146V145H235ZM253 146V145H252ZM80 147V146H79ZM251 147V146H250ZM107 148V147H106ZM223 148V147H222ZM221 148V149H222ZM237 148V147H236ZM111 149V148H110ZM113 149V148H112ZM227 149V148H226ZM248 149H249V145H248ZM77 150V149H76ZM75 150V151H76ZM187 150H188V152H187ZM220 150V149H219ZM237 150V149H236ZM235 149H234V151H236ZM239 150V149H238ZM252 150H253V148H252ZM107 151V150H106ZM221 151H223V150H221ZM220 151V152H221ZM227 151H229V150H227ZM227 151L225 150V155L227 154ZM231 151H233V150H231ZM251 151V150H250ZM105 152V151H104ZM110 152V151H109ZM151 152V151H150ZM158 152V151H157ZM185 152H187L186 154H185ZM237 152V151H236ZM254 153V152H253ZM85 154V153H84ZM109 154V153H108ZM232 154V155H231ZM231 156H234L233 155V153L231 152ZM238 154H239V152H238ZM59 155H61V153L59 154ZM65 155V154H64ZM110 155V154H109ZM154 156H155V154H153ZM237 155V154H236ZM242 155V154H241ZM104 156H105V153H104ZM160 156V155H159ZM230 156V157H231ZM64 157V156H63ZM77 157V156H76ZM107 157V156H106ZM105 157V158H106ZM110 157V156H109ZM237 157V156H236ZM241 157V156H240ZM264 157V156H263ZM89 158V157H88ZM162 158V157H161ZM82 159V158H81ZM84 159V158H83ZM217 159V161L218 162H215V160ZM109 160V161H110ZM180 160H182V159H180ZM233 160V159H232ZM235 160H237V159H235ZM233 161V162H236V161ZM238 160H239V157H238ZM248 160V159H247ZM83 161V160H82ZM214 161V162H213ZM262 161H264V160H262ZM2 162H4V161H2ZM227 162V161H226ZM229 162V161H228ZM241 162V161H240ZM244 162V164L246 163L245 162V160L243 161ZM110 163V162H109ZM264 163V162H263ZM5 164V163H4ZM8 164V163H7ZM7 164H5V170L7 169L6 168V165ZM10 164V163H9ZM183 164H184V166H185V163L183 162ZM197 164V163H196ZM229 164V163H228ZM231 165V169H232V163H230ZM238 165H239V161H238V163H237ZM241 164V163H240ZM199 165V164H198ZM197 165V166H198ZM234 165V164H233ZM242 165H243V163H242ZM11 166V165H10ZM10 166H9V169H10ZM195 166V165H194ZM196 166V167H197ZM236 166V165H235ZM244 166H247V165H244ZM1 167V166H0ZM8 167V166H7ZM188 167V166H187ZM227 167V166H226ZM226 167L224 168V170L227 172V169H226ZM242 167V166H241ZM249 167H251L250 165H249ZM191 168V167H190ZM193 168V167H192ZM198 168V167H197ZM202 168V167H201ZM200 168V169H201ZM228 168V167H227ZM234 168V167H233ZM240 168V167H239ZM4 169V167H2V170ZM187 169V168H186ZM195 169V168H194ZM237 168H235L234 169V171L236 170ZM242 169V168H241ZM258 169V168H257ZM187 170H189V169H187ZM196 170H198L199 171V168L198 169H196ZM196 170H194V172L196 171ZM203 170V169H202ZM202 170H200L201 172H203ZM223 170V172H225ZM246 171H244V170H242V171H244L245 172V174L243 175V174H241L239 177H242V175H243V177L245 176V177H247V174H248V179L246 180V181H244V182H246V183H248L246 186H249L250 187V185H251V187L249 188V189H251L252 190V185H253V187L254 188H256V189H261V190H263L262 192L264 193V173L263 172H261V171H258L257 170V172H251L252 174H250L249 175V171H248V173H246L247 172V169H245ZM252 170V169H251ZM256 170V169H255ZM197 171V172H198ZM237 171H238V173H239V169H237ZM203 172V176L202 177H206V176H204L205 174H207L208 175V172L207 173H204ZM231 172H232V170H231ZM243 172V173H244ZM105 173V172H104ZM188 173V172H187ZM200 173V172H199ZM197 174V173H196ZM200 174H202V173H200ZM214 174H213V177H214ZM227 174H228V172H227ZM193 175V174H192ZM226 175V174H225ZM231 175H233V173L231 174ZM230 175V176H231ZM187 176H188V174H187ZM209 176V175H208ZM222 176V175H221ZM229 176V177H230ZM236 176H237V174H236ZM192 177V176H191ZM196 177H198L197 175H196ZM212 177V178H213ZM227 177V176H226ZM225 177V179H228V178H226ZM238 177V178H239ZM244 177V178H245ZM207 178V177H206ZM230 178H234L233 176L232 177H230ZM244 178H242V180H240V181H237V183H239L240 182V184H242L241 182L243 181V179ZM194 179V178H193ZM198 179V178H197ZM250 179V180H249ZM187 180V179H186ZM190 180H192V179H190ZM196 180V179H195ZM205 180H208V179H203L202 178V181H204V183L206 182ZM220 180V179H219ZM218 180V182L220 183V181ZM236 180H238V179H236ZM235 180V181H236ZM104 181V180H103ZM201 181V183H199V185L200 184H202V188L203 189H206L205 187H204V183ZM209 181V180H208ZM228 181H229V179H228ZM248 181V182H247ZM50 182H52V181H50ZM210 182V181H209ZM221 182H223V181H221ZM226 182H227V180H226ZM233 182H234V180H233ZM42 183V182H41ZM48 183V182H47ZM116 183V184H117ZM207 183V182H206ZM205 183V184H206ZM218 183V184H219ZM236 183V184H237ZM23 184V183H22ZM21 184V186H19V187H21L22 189L21 190H19V188H17L20 192H22V195L23 196H21L20 194V197H23V199H24V194H26V192L24 193L23 192V190L24 189H26V188H28L29 186H27V183H26V186H24V188H23V185ZM30 184V183H29ZM44 184H46V182L44 183ZM210 184V183H209ZM215 184V183H214ZM222 184H224V182L222 183ZM222 184H221V186H222ZM226 184V183H225ZM232 183H230L229 185H231ZM239 184V185H240ZM250 184V185H249ZM52 185H53V183H52ZM106 185V184H105ZM119 185V184H118ZM193 185H195V184H192V186ZM196 185H197V183H196ZM198 185V186H199ZM208 185V184H207ZM216 185V184H215ZM228 185V184H227ZM226 185V186H227ZM44 186V185H43ZM54 186V185H53ZM191 186V187H192ZM196 187L195 186V189H197L198 188V190H199V187ZM214 186V185H213ZM225 186V185H224ZM245 186V185H244ZM245 186V187H246ZM42 187V186H41ZM106 188H107V186H105ZM232 187V186H231ZM238 187V186H237ZM240 187H243V185H241ZM239 187V188H240ZM243 188V189H246V188ZM10 189H11V186L9 187ZM56 188V187H55ZM109 188V187H108ZM120 188V190H121V186L119 187ZM202 188H200V189H202ZM12 189H14V188H12ZM11 189V190H12ZM17 189H15V192H13L12 194H14L15 193V195H16V193H17V196H18V190ZM29 189V188H28ZM45 189V188H44ZM54 189V188H53ZM125 190H126V188H124ZM187 189V190H186ZM202 189V190H203ZM211 189H212V187H211ZM215 189H218L217 188V186H215ZM215 189H212V191H214ZM225 189V188H224ZM227 189H229V186H228V188ZM231 189V188H230ZM248 189V188H247ZM248 189V190H249ZM17 190V191H16ZM55 190V189H54ZM125 190H123V191H125ZM208 190V189H207ZM221 189H219L218 191H220ZM232 190V189H231ZM237 190H239V189H237L236 188V190L234 191V194L235 193H238V191ZM240 190H241V188H240ZM13 191V190H12ZM27 191H29V190H27ZM45 191V190H44ZM56 191V190H55ZM55 191H53V193L55 192ZM122 191V193L124 194V192ZM216 191V190H215ZM218 191H217V193H218ZM243 192H244V190H242ZM252 191H255V190H252ZM42 192V191H41ZM185 192V194L183 195V193ZM222 192H223V190H222ZM245 192H246V190H245ZM258 192H260V191H258ZM52 193V194H53ZM115 193H116V191H115ZM128 193V192H127ZM187 193H189L188 195L190 196L191 195V191L189 192V191H187ZM225 193V192H224ZM227 193V192H226ZM241 192H239V194H240ZM247 193H248V191H247ZM253 193H256V192H253ZM43 194V193H42ZM44 194H46V192L44 193ZM108 194V193H107ZM111 194H112V192H111ZM210 194H212V193H210ZM230 195H227V196H231V192L229 193ZM233 193H232V196L234 195ZM242 194V193H241ZM240 194V195H241ZM257 194V193H256ZM256 194H254V196H252V197H256ZM48 195V194H47ZM124 195H126V194H124ZM202 195V194H201ZM208 195V194H207ZM213 195V194H212ZM217 195H219V193L217 194ZM216 195V196H217ZM238 195V194H237ZM261 195H262V193H261ZM261 195H260V193H259V197H261ZM17 196H13V198H16ZM50 196V195H49ZM109 196V195H108ZM112 196V195H111ZM113 196H115V195H113ZM123 196V195H122ZM128 196V195H127ZM126 196V197H127ZM211 196V195H210ZM234 196H236V194L234 195ZM233 196V197H234ZM245 196V195H244ZM25 197H27L26 195H25ZM41 197H43V195H41ZM199 197V198H198ZM204 197H205V194H204ZM208 197H209V195H208ZM239 197V196H238ZM237 197V198H238ZM241 197V196H240ZM119 198V197H118ZM125 198V197H124ZM210 198V197H209ZM217 198H218V196H217ZM219 198H220V196H219ZM237 198H235L234 200H233V202L235 203L236 201L235 200H237ZM263 198V197H262ZM260 199V201H262L263 199ZM29 199V198H28ZM110 199H112V198H110ZM184 199V200H183ZM221 199V198H220ZM223 199V198H222ZM225 199V198H224ZM256 199V198H255ZM7 200V195L6 194H4V193H2V191H1V188H0V207L1 206H3V204L5 203V201ZM14 200V199H13ZM40 200V199H39ZM216 200V199H215ZM215 200H213V205L212 206H214L215 204H214V201ZM218 200V199H217ZM215 201L216 203L218 202V201ZM227 200V199H226ZM229 200H232L231 198L229 199ZM24 201H25V199H24ZM258 201V200H257ZM264 201V200H263ZM262 201V202H263ZM40 202V201H39ZM124 202H125V199H124ZM127 202V201H126ZM207 200H206V203L205 204H207ZM259 202V201H258ZM131 203V202H130ZM220 203V204H221ZM230 203V206L232 205V203L231 202H229ZM261 203V202H260ZM259 203V204H260ZM109 204H110V202H109ZM112 204V203H111ZM204 204V207H207V205H205ZM209 204V203H208ZM224 204H227V202L226 201H224ZM113 205V204H112ZM37 206H39V205H37ZM115 206V205H114ZM200 206V207H199ZM227 206V205H226ZM225 206V207H226ZM134 207V206H133ZM224 208V210H225V212H224V210H223V213H222V211H221V208ZM228 207V206H227ZM233 207V206H232ZM42 208V207H41ZM214 207H212V209H213ZM228 208V209H229ZM180 209V210H179ZM234 209V208H233ZM108 210V209H107ZM115 210V209H114ZM116 210H118L117 211V214L116 213H114V214H116V216H118V218H119V216H120V218L122 219V221L123 222H126L127 221V223L128 222H130V221H128V219H127V215L125 214L126 212H124V210L122 211V210H120V208L118 209V208H116ZM115 210V211H116ZM229 211V212H228ZM84 212V211H83ZM114 212V211H113ZM132 212H133V210H132ZM211 212V211H210ZM226 213V214H225ZM41 214V213H40ZM39 214V215H40ZM212 214V215H211ZM199 215V216H198ZM232 216H234L233 215V212H232V214H231ZM84 216V215H83ZM131 216V215H130ZM229 216V215H228ZM231 216V217H232ZM98 217V216H97ZM132 217V216H131ZM199 217V218H198ZM209 217V218H208ZM227 217V216H226ZM235 217V216H234ZM115 218V217H114ZM132 219V218H131ZM224 219H225V217H224ZM230 219H233V218H230ZM211 220V219H210ZM216 220V219H215ZM220 220V219H219ZM228 220V219H227ZM18 221V220H17ZM84 221H86V220H84ZM121 221V220H120ZM212 221V220H211ZM223 221V220H222ZM231 221H233V220H231ZM231 221H229V222H231ZM15 222V221H14ZM132 222V221H131ZM135 222V221H134ZM136 222H138V221H136ZM209 221H207V223H208ZM223 222H225V221H223ZM228 222V223H229ZM16 223V222H15ZM15 223H13V224H15ZM19 223V222H18ZM206 223V222H205ZM227 223V224H228ZM1 224V223H0ZM17 224V223H16ZM124 224V223H123ZM126 224V223H125ZM129 224V223H128ZM136 224V223H135ZM218 224V223H217ZM18 226H19V224H17ZM122 225V224H121ZM131 225V224H130ZM220 225H222L221 224V222H220ZM1 226H2V224H1ZM4 226H6V225H3V227ZM91 226V225H90ZM136 226H137V224H136ZM15 227H17L16 225H15ZM14 227V228H15ZM33 229H37V228H35V227H33V226H31ZM125 227V226H124ZM138 227V228H139ZM228 227H229V224H228ZM6 228H7V226H6ZM6 228H1V230L2 229H4L3 230V232L6 230ZM18 228V227H17ZM127 228V227H126ZM129 228V227H128ZM222 228V227H221ZM89 229V228H88ZM131 228H129L128 230H130ZM0 230V231H1ZM127 230V229H126ZM229 230H230V228H229ZM7 231V230H6ZM5 231V232H6ZM32 231V230H31ZM89 231V230H88ZM140 231V230H139ZM231 231H233V230H231ZM33 232V231H32ZM91 232V231H90ZM126 232V231H125ZM204 232V233H203ZM1 233V232H0ZM130 233V232H129ZM129 233H127V234H129ZM207 233V232H206ZM209 233V232H208ZM98 234V233H97ZM211 234H213V233H211ZM210 234V235H211ZM233 234V233H232ZM90 235V234H89ZM108 235V234H107ZM131 235V234H130ZM217 235V234H216ZM234 235V234H233ZM13 236V235H12ZM16 236V235H15ZM45 236H46V234H45ZM99 236V235H98ZM104 236V234H102V237ZM142 236V237H143ZM206 236V237H205ZM33 237H34V235H33ZM105 237H106V233H105ZM109 237V236H108ZM207 238L205 241H204V239L203 238ZM237 237V236H236ZM95 238V237H94ZM104 238V237H103ZM102 238V239H103ZM107 238V237H106ZM113 238V237H112ZM144 238V239H145ZM137 239V238H136ZM143 239V238H142ZM212 239V238H211ZM210 238L208 239V240H211ZM108 240V239H107ZM124 240V239H123ZM133 240V239H132ZM220 240V239H219ZM105 240H102V247L100 248V249H102V254H100V255H102V256H99V259H100V261H99V264H112L111 263V261L113 260V257H112V252H110V251H112V250H110V246H112V245H110V246H108L107 245V241H106V243L104 242ZM110 241V240H109ZM137 241V240H136ZM212 241V240H211ZM210 241V242H211ZM222 241H223V239H222ZM249 241V240H248ZM15 243L13 244V246L11 247V248H9L8 250H6V249H4L3 248V242L1 243V240H0V264H46V259H44L43 258V261L45 262H42V258H41V260L40 259H37V254H39L40 255V252L39 253H37L36 251H32L31 249H30V247H28L27 246V244L26 243H23L24 241H14ZM44 242V241H43ZM93 242V241H92ZM218 242V241H217ZM220 242V241H219ZM224 243L223 244H225V241H223ZM110 243V242H109ZM221 243V242H220ZM125 244H126V242H125ZM139 244V243H138ZM208 244L211 246H208ZM94 245H96V244H94ZM100 245H101V243H100ZM127 245V244H126ZM149 245V244H148ZM207 245V246H206ZM236 245V244H235ZM238 245V244H237ZM10 246V245H9ZM128 246V245H127ZM224 246H226V245H224ZM95 247V246H94ZM97 247V246H96ZM139 247H141V246H139ZM151 247V246H150ZM228 247V246H227ZM233 247H234V245H233ZM236 248L238 247V246H235ZM32 248V247H31ZM135 248V247H134ZM137 248V247H136ZM219 248L220 249H222L223 248V246H221L220 244H219ZM229 248V247H228ZM263 248V247H262ZM4 249V250H3ZM127 249V248H126ZM139 249H142V247L141 248H139ZM138 250V249H137ZM224 250V249H223ZM223 250H221L222 252H226V251H223ZM230 250H233V248L231 247V249L229 248V250H228V252L226 253V254H229L230 255V257L232 256V254H230L229 252H230ZM235 250V249H234ZM234 250L232 251V253L234 252ZM7 251V252H6ZM134 251H135V249H134ZM129 252H130V250H129ZM137 252V251H136ZM44 253V252H43ZM142 253V252H141ZM42 254V253H41ZM243 254V253H242ZM241 254V255H242ZM114 255V254H113ZM244 255V254H243ZM264 255V254H263ZM55 256V255H54ZM53 256V257H54ZM140 256H142V255H140ZM237 255H235V257H236ZM240 256V255H239ZM47 257V256H46ZM45 257V258H46ZM49 258H48V262L50 261V260H52V258H51V256H48ZM56 257V256H55ZM54 257V258H55ZM234 257V259H236ZM260 257H262V256H260ZM51 258V259H50ZM115 258V257H114ZM142 258V257H141ZM57 260H59V259H57ZM237 260V259H236ZM258 260H259V258H258ZM144 261V260H143ZM238 262H239V260H237ZM47 262V264H49ZM52 262H54V259L52 260ZM113 262H115L116 263V261H113ZM132 262V261H131ZM237 262V263H238ZM241 262H242V260H241ZM55 263H56V259H55ZM58 263H60V261H58ZM146 263V262H145ZM232 263V262H231ZM240 263V262H239ZM52 264V263H51ZM54 264V263H53ZM62 264V263H61ZM114 264V263H113ZM134 264V263H133ZM143 264V263H142ZM230 264V263H229ZM233 264V263H232ZM242 264H244L243 262H242ZM252 264V263H251Z\"/></svg>",
  "mask_w": 264,
  "mask_h": 264
},
{
  "label": "snow or ice",
  "instance_id": "obj_3",
  "mask_svg": "<svg viewBox=\"0 0 264 264\" xmlns=\"http://www.w3.org/2000/svg\"><path fill=\"white\" fill-rule=\"evenodd\" d=\"M180 6L179 5H177V8H179ZM3 48V41H2V38H0V49H2Z\"/></svg>",
  "mask_w": 264,
  "mask_h": 264
}]
</instances>
